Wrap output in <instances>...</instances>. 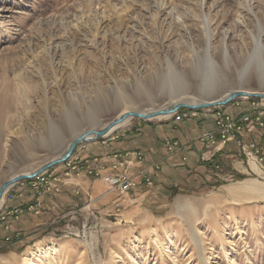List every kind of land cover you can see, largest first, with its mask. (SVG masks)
<instances>
[{
	"label": "rangeland",
	"instance_id": "rangeland-1",
	"mask_svg": "<svg viewBox=\"0 0 264 264\" xmlns=\"http://www.w3.org/2000/svg\"><path fill=\"white\" fill-rule=\"evenodd\" d=\"M0 9V185L63 155L75 133L101 130L125 108L143 113L183 96L211 101L240 89L264 93L253 74L243 82L238 73L251 57L264 66V52L254 55L264 0H0ZM224 49L230 70L222 64ZM253 102L264 100L240 98L225 113L208 108L195 117L202 111L237 118ZM161 121L133 118L110 135ZM202 148L203 157L212 147ZM80 151L61 164L65 172L56 173L58 165L41 174L59 191L37 190L45 199L37 202L41 221L22 232L19 244L0 248V264H264V197L238 189L246 180L264 183L252 165L219 163L222 171L201 182L181 184L177 176L178 186L160 187L151 176L132 174L144 151L92 159ZM125 170L137 189L121 198L105 179ZM36 180L11 187L0 216ZM68 180L89 182L86 190L74 186L84 204L56 214L45 202L57 199Z\"/></svg>",
	"mask_w": 264,
	"mask_h": 264
},
{
	"label": "crops",
	"instance_id": "crops-1",
	"mask_svg": "<svg viewBox=\"0 0 264 264\" xmlns=\"http://www.w3.org/2000/svg\"><path fill=\"white\" fill-rule=\"evenodd\" d=\"M223 110L225 113L227 107H223ZM242 112L240 111L233 116L238 117ZM162 119L163 121L159 122L158 125H138L125 133L110 135L106 141L101 140L99 143L91 145L83 144L78 147L81 149L79 155L81 154L82 159H92L94 157H104L105 155L124 156L127 153L144 151V159L141 162L134 163L132 174L140 180L145 176H151L160 187H174L180 183L187 184V182H191L192 180L201 182L203 179H208L210 174L217 175L218 172L214 170V164L199 163L203 148L202 145L196 143V139L203 132L214 128L215 113L209 115L201 111L198 112L197 117L186 118L182 121H177L174 117H164ZM147 130L151 131L146 132ZM167 139L177 140L182 145L176 148L174 153H169L165 145ZM212 163H215L216 167L219 163L227 167L230 166L229 164L235 167L236 165H244L246 160L236 145L229 143L224 147L222 152L216 154ZM156 164L161 165L160 170H155L154 166ZM66 168L65 165H61L55 172H62V170L65 172ZM177 176L184 177L182 181H179L180 183L175 180ZM66 182L68 186L63 188L62 194L57 199L51 197L52 199L48 198L45 202V207L53 210L56 214L63 209L81 208L84 204L81 198L75 196L76 188L74 186L80 185L86 190L89 187V182L81 180H68ZM96 186L99 190L95 192L101 193L104 189L102 183L97 180L94 188ZM21 191L25 192L22 198L16 199V196L11 201H8L7 204V211L17 207V205L23 207L21 220L16 222V225L9 231L0 232V248L19 244L24 236L22 232L30 230L41 221L36 218L38 216L30 213L27 209L32 203L40 202L43 205L45 199H39L37 197V190L28 185L27 187L22 186L18 193L20 194Z\"/></svg>",
	"mask_w": 264,
	"mask_h": 264
},
{
	"label": "built area",
	"instance_id": "built-area-1",
	"mask_svg": "<svg viewBox=\"0 0 264 264\" xmlns=\"http://www.w3.org/2000/svg\"><path fill=\"white\" fill-rule=\"evenodd\" d=\"M196 113L197 111L183 110L171 115L170 118L174 117L177 121H182L186 118L195 117ZM222 113L224 112L222 111ZM198 143L208 148V150L212 147L207 155L201 156L202 161L212 163L216 154H218L217 151L225 146L226 143H233L244 156L249 167L251 166L252 160H254L264 172V103L253 102L252 108L249 111L243 112L237 118L219 113L218 118L215 120V128L210 132L201 134L198 137ZM166 145L168 151L172 152L174 149L180 147V142L167 141ZM118 167L125 168L123 167V163ZM219 167L220 166L217 165V172L222 171ZM71 168L72 163L69 164V169ZM75 169L76 167L72 168V170ZM81 171L86 172L88 170L84 169ZM105 181L109 186V191L115 192L121 198L126 197V195L130 193H134L137 189V182H135L134 178L127 170L121 172V174L109 176ZM32 186V188L38 190L39 196L44 193L42 189L51 191V189L55 188L56 192L59 191L58 187H56L50 179H46L44 175L37 177V180L33 182ZM151 187H153V182L148 183L147 188ZM8 198H13V194H10ZM39 210L40 206L37 203H32L27 209V211L34 215H39L41 211ZM1 212L0 232L9 231L12 229L13 223L16 222V220L20 221L23 207H14L8 211L6 207V209Z\"/></svg>",
	"mask_w": 264,
	"mask_h": 264
},
{
	"label": "water",
	"instance_id": "water-1",
	"mask_svg": "<svg viewBox=\"0 0 264 264\" xmlns=\"http://www.w3.org/2000/svg\"><path fill=\"white\" fill-rule=\"evenodd\" d=\"M240 98H260L264 100V94L259 92H248L246 90L240 89L233 91L225 96V99L221 98L219 100H215L212 102L204 103V104H197V105H190L185 103H176L172 105L169 108L161 109L159 111H156L155 113L151 115H146L141 112L137 111H128L127 113L120 116L117 120L111 122L108 124L105 128L101 129L100 131H89L87 133H84L79 138L74 140L66 150V152L54 158L53 160L46 163L41 168L37 169L36 171L32 173H22L12 176L11 178L7 179L0 185V204L5 196V194L10 190L11 187L14 185L23 182V181H29L32 179H35L39 175L43 174L44 172L48 171L49 169L64 164L67 161L70 160V158L73 156L76 148L81 143H95L99 139L107 138L110 135V132L116 127L121 124H123L128 119L137 118L143 121H147L153 118H158L161 116H171L180 110H190V111H199L203 109L208 108H217V107H228L233 102L237 101ZM90 136H93L92 138ZM91 138V139H90Z\"/></svg>",
	"mask_w": 264,
	"mask_h": 264
},
{
	"label": "bare ground",
	"instance_id": "bare-ground-1",
	"mask_svg": "<svg viewBox=\"0 0 264 264\" xmlns=\"http://www.w3.org/2000/svg\"><path fill=\"white\" fill-rule=\"evenodd\" d=\"M251 1V0H250ZM254 1V0H253ZM4 9H0V11H3ZM240 18H238L237 21H239ZM242 19V18H241ZM236 21V20H235ZM236 23V22H235ZM240 23V22H238ZM264 35V30L262 32V35L259 36L257 39H256V43H255V51H254V55L256 54H259L260 52H264V47H263V44H262V39L261 37ZM207 56H208V60L210 61V64L211 66L213 67H217L215 61L212 59V56L209 54L208 52V49H207ZM221 58H222V64L223 66L227 69V70H230L231 67L233 66L230 58H229V55L227 53V50H223V53L221 55ZM253 58L251 57L247 62L243 63L242 65V69L238 72L239 73V77H240V80L245 82L247 80L248 77H250L252 74L256 77L257 79V82L259 83V87L261 89H264V66H260V65H255L254 62H252ZM198 70V69H197ZM196 75L198 76V74L196 73ZM203 81V80H202ZM186 87V86H185ZM203 87V86H202ZM201 87V88H202ZM207 89V85H204L203 87V92H205V90ZM247 91V90H246ZM248 92H251V91H248ZM259 93H263V92H259ZM264 94V93H263ZM184 95V94H183ZM223 99V98H222ZM225 99V97H224ZM212 101H215V100H211V101H206V100H198V99H195V98H191L189 96H183V97H180V98H177L172 105L176 104V103H185V104H190V105H197V104H204V103H208V102H212ZM117 104V103H115ZM171 105V106H172ZM170 106V107H171ZM158 109V110H157ZM130 109L128 108H125L123 110H121L120 114L117 116V118L115 120H117L120 116H122L123 114H125V112L127 113V111H129ZM161 109L159 108H150L148 110H145L143 111V114H146V115H151L153 113H155L156 111H159ZM131 111H134V110H131ZM138 112V111H137ZM164 117H168V116H161V117H158V118H153V119H160V118H164ZM96 118L92 117V121H94ZM153 119H150V120H153ZM113 120V121H115ZM131 119H128L127 121H125L123 124L119 125V126H116L111 132L113 133L114 131H116L117 129L125 126ZM112 121V122H113ZM110 124V123H109ZM75 128V126H74ZM96 129L94 130H90V131H95ZM74 131V130H73ZM97 131H100V130H97ZM89 132V131H87ZM87 132H81V133H75V136L73 137V140H76L77 138H79L81 135H83L84 133H87ZM57 133V132H56ZM110 136V135H109ZM91 138L93 136H90ZM90 138V139H91ZM71 142V143H72ZM70 143V144H71ZM83 144V143H81ZM86 144V143H84ZM80 145V144H79ZM79 147V146H78ZM77 147V148H78ZM76 148V149H77ZM66 152V151H65ZM64 152V153H65ZM63 153V154H64ZM252 164V167H253V171L255 174H257L259 177H262L263 176V171L262 169L257 165V163L252 160L251 162ZM22 174V173H21ZM240 186L238 187V189L241 191V193H245L246 195H251V197H264V183L258 181L257 179L256 180H246V181H243L239 184ZM236 192V190H235ZM7 194V193H6ZM5 194V196H6ZM5 196L3 198V200L5 199ZM2 200V201H3ZM5 201V200H4ZM4 203V202H3ZM2 204V202H1ZM0 204V206H1ZM184 208L182 206H180V210ZM187 208H192V206L190 204L187 205ZM195 212V211H194ZM27 260H25L26 262Z\"/></svg>",
	"mask_w": 264,
	"mask_h": 264
}]
</instances>
